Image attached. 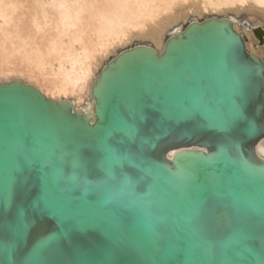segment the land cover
Here are the masks:
<instances>
[{
	"label": "water",
	"instance_id": "water-1",
	"mask_svg": "<svg viewBox=\"0 0 264 264\" xmlns=\"http://www.w3.org/2000/svg\"><path fill=\"white\" fill-rule=\"evenodd\" d=\"M262 104L253 8L137 37L99 62L83 104L0 80V264H264ZM16 206L35 221L20 242Z\"/></svg>",
	"mask_w": 264,
	"mask_h": 264
},
{
	"label": "bare ground",
	"instance_id": "bare-ground-1",
	"mask_svg": "<svg viewBox=\"0 0 264 264\" xmlns=\"http://www.w3.org/2000/svg\"><path fill=\"white\" fill-rule=\"evenodd\" d=\"M246 8L264 12V0H0V80L83 104L95 68L118 48L188 13Z\"/></svg>",
	"mask_w": 264,
	"mask_h": 264
},
{
	"label": "snow or ice",
	"instance_id": "snow-or-ice-1",
	"mask_svg": "<svg viewBox=\"0 0 264 264\" xmlns=\"http://www.w3.org/2000/svg\"><path fill=\"white\" fill-rule=\"evenodd\" d=\"M222 46L227 49L228 42L222 41ZM260 109H264V104L258 106ZM255 128L254 122H249L248 131L251 132ZM15 186H13V194L11 197L5 200V204L9 210L12 209V206L15 202ZM12 227L15 230V239L17 242H20L29 234L34 226L35 221L29 218V210L23 206H16L14 211V216L11 221ZM54 233H49L46 236H37L32 241V252L34 254H40L46 250L49 241L52 239Z\"/></svg>",
	"mask_w": 264,
	"mask_h": 264
}]
</instances>
